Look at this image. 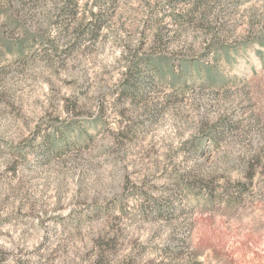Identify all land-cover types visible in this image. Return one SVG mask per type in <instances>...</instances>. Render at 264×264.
Here are the masks:
<instances>
[{
	"label": "rangeland",
	"instance_id": "rangeland-1",
	"mask_svg": "<svg viewBox=\"0 0 264 264\" xmlns=\"http://www.w3.org/2000/svg\"><path fill=\"white\" fill-rule=\"evenodd\" d=\"M0 264H264V0H0Z\"/></svg>",
	"mask_w": 264,
	"mask_h": 264
}]
</instances>
